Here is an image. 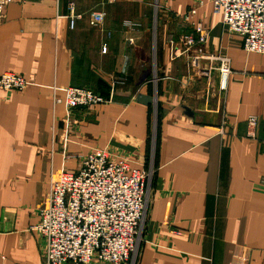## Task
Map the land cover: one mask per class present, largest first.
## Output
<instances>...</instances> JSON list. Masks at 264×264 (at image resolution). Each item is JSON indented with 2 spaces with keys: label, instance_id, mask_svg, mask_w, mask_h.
I'll use <instances>...</instances> for the list:
<instances>
[{
  "label": "crops",
  "instance_id": "crops-1",
  "mask_svg": "<svg viewBox=\"0 0 264 264\" xmlns=\"http://www.w3.org/2000/svg\"><path fill=\"white\" fill-rule=\"evenodd\" d=\"M150 1L6 5L0 74L28 86L0 88V264H44L33 227L49 181L95 151L153 166L136 264H264V55L243 51L209 0H156L157 11ZM197 23L209 36L194 67L181 40ZM217 56L230 60L223 95ZM69 87L104 103L55 105Z\"/></svg>",
  "mask_w": 264,
  "mask_h": 264
},
{
  "label": "built area",
  "instance_id": "built-area-1",
  "mask_svg": "<svg viewBox=\"0 0 264 264\" xmlns=\"http://www.w3.org/2000/svg\"><path fill=\"white\" fill-rule=\"evenodd\" d=\"M10 2L0 0V19ZM209 3L227 30L241 38L243 51L264 55V0H209ZM73 8L69 4L70 12ZM195 13L194 8L190 9L186 19ZM90 18L93 23H101L104 13L91 12ZM124 27L134 28L127 22ZM208 36L209 31L201 23L194 25L193 34L182 36V54L195 52L191 58L194 67ZM169 45L173 47V41ZM213 60L220 63L217 89L223 95L231 74L230 60L221 56ZM210 70L202 71V76L209 79ZM27 86L20 75L0 74V88L4 91L23 92ZM61 103L73 110L104 101L89 89L69 87L64 90L63 99L54 97L55 105ZM256 122V117H248V136L254 135ZM153 174L152 164L146 170L135 169L124 158L95 151L80 160L75 171H61L52 176L37 212L39 221L33 227L45 241L44 264H136Z\"/></svg>",
  "mask_w": 264,
  "mask_h": 264
},
{
  "label": "rangeland",
  "instance_id": "rangeland-1",
  "mask_svg": "<svg viewBox=\"0 0 264 264\" xmlns=\"http://www.w3.org/2000/svg\"><path fill=\"white\" fill-rule=\"evenodd\" d=\"M150 2H151V3H154V4H153L154 9H155V11H157V9H158V8H157V7H158V6H157V1H156V0H151ZM69 4H72V3L69 2ZM154 19H155V20H154ZM156 19H157V12H155V15H154V17H153V22H156Z\"/></svg>",
  "mask_w": 264,
  "mask_h": 264
}]
</instances>
